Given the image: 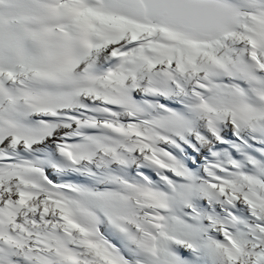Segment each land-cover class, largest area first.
I'll return each mask as SVG.
<instances>
[{
  "label": "snow or ice",
  "instance_id": "6c2138e0",
  "mask_svg": "<svg viewBox=\"0 0 264 264\" xmlns=\"http://www.w3.org/2000/svg\"><path fill=\"white\" fill-rule=\"evenodd\" d=\"M0 264H264V0H0Z\"/></svg>",
  "mask_w": 264,
  "mask_h": 264
}]
</instances>
